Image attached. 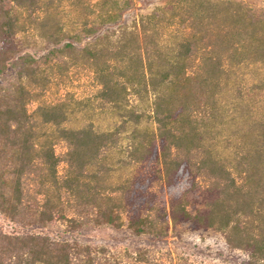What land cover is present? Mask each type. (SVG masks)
I'll list each match as a JSON object with an SVG mask.
<instances>
[{
    "label": "trees",
    "instance_id": "16d2710c",
    "mask_svg": "<svg viewBox=\"0 0 264 264\" xmlns=\"http://www.w3.org/2000/svg\"><path fill=\"white\" fill-rule=\"evenodd\" d=\"M131 5L100 0L93 21H77L91 10L82 0H0L1 214L157 237L215 230L264 262V105L245 86L264 68V19L231 0H171L133 29L97 35ZM38 43L48 51L37 57L27 50ZM79 63L94 96L41 101ZM248 89L264 91V75ZM0 264L97 262L89 246L0 234Z\"/></svg>",
    "mask_w": 264,
    "mask_h": 264
},
{
    "label": "rangeland",
    "instance_id": "374dc122",
    "mask_svg": "<svg viewBox=\"0 0 264 264\" xmlns=\"http://www.w3.org/2000/svg\"><path fill=\"white\" fill-rule=\"evenodd\" d=\"M83 4L91 9L84 11L76 18L83 20L88 16L90 20L96 18L97 6L100 0H82ZM171 0H132V5L122 14L116 24H107L100 28L97 35H117L119 27L133 29L139 23L141 17L151 14L156 9L167 5ZM240 2L246 6L256 17L264 19V0H231ZM68 28H75L70 21L66 22ZM95 37V36H94ZM92 38H83L78 45L84 46L91 42ZM35 56L45 54L48 49L42 43L32 46L27 50ZM250 69L246 86V98L255 102V106L264 105V91L250 92L249 87L264 75L261 68L259 75ZM97 84L92 71L81 63L69 66L63 73L57 72L53 81L44 92L41 101L53 103L64 97H74L82 100L92 98L97 91ZM38 102L29 104L32 112ZM106 124V121H102ZM67 150L66 143L60 142L55 146L56 154L62 158ZM65 164L59 165V175L63 176ZM26 187L32 191V182L28 180ZM193 212L194 208H190ZM72 214L68 213V217ZM0 234L6 235H42L55 241L77 243L81 246H89L96 257L97 264H254L249 256L242 250L231 248L225 241L221 232L215 230L194 232L183 227L172 228L161 236L135 235L126 226L114 228L111 226H94L92 224L73 228L67 221H55L48 225H35L12 221L0 212ZM260 264H264L261 262Z\"/></svg>",
    "mask_w": 264,
    "mask_h": 264
}]
</instances>
